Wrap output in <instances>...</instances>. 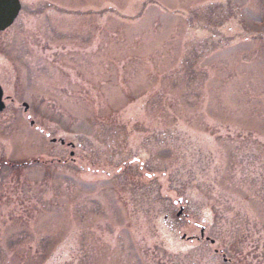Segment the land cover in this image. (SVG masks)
<instances>
[{
  "label": "rangeland",
  "instance_id": "rangeland-1",
  "mask_svg": "<svg viewBox=\"0 0 264 264\" xmlns=\"http://www.w3.org/2000/svg\"><path fill=\"white\" fill-rule=\"evenodd\" d=\"M21 2L0 264H264V0Z\"/></svg>",
  "mask_w": 264,
  "mask_h": 264
},
{
  "label": "water",
  "instance_id": "water-1",
  "mask_svg": "<svg viewBox=\"0 0 264 264\" xmlns=\"http://www.w3.org/2000/svg\"><path fill=\"white\" fill-rule=\"evenodd\" d=\"M20 9V0H0V31L5 30L10 25H12L15 18L18 16ZM25 106L27 108L26 104ZM4 107L5 103L3 101V90L0 86V112L4 109ZM53 141H56V139H53ZM61 142H64V140H61ZM174 203L180 205V209L177 213V215L180 216L181 214H183L185 209V206L182 205L183 198L175 200ZM201 233L202 235L200 237V240L204 238V229H202ZM211 241L214 242V240Z\"/></svg>",
  "mask_w": 264,
  "mask_h": 264
},
{
  "label": "flooded vegetation",
  "instance_id": "flooded-vegetation-1",
  "mask_svg": "<svg viewBox=\"0 0 264 264\" xmlns=\"http://www.w3.org/2000/svg\"><path fill=\"white\" fill-rule=\"evenodd\" d=\"M23 6V5H22ZM21 10H22V8H21ZM0 70L2 71V70H4V69H1L0 68ZM0 86L2 87V90H3V94H4V99H5V109L4 110H6L7 109V107H8V103H7V101H6V94H5V92H6V88H5V84H4V82L3 81H1V78H0ZM12 101H14V99L12 100ZM21 106L23 107V109H25V105H24V102L21 104ZM29 108H30V106L28 107V109L27 110H25V111H28L29 110ZM4 110H3V112H4ZM2 113V112H1ZM0 113V114H1ZM27 120L29 121V123H30V125L33 127L34 125H35V123L33 124L32 123V121H33V119H32V116L30 115V114H28L27 115ZM36 130L38 129V128H35ZM63 145H64V143H62ZM71 147H74L75 145H73L72 143H70L69 144ZM74 160V159H73ZM138 160V159H137ZM4 164H6V163H3V165ZM23 163H14V164H11V166H9V167H7V169L6 168H4L3 167V165L0 163V177H1V175H2V173L5 171V170H8V169H11L12 170V167H18V166H21ZM3 171V172H2ZM197 225V227H199L200 228V231L202 230V228H203V226H200L199 224H196ZM206 228V227H205ZM184 240H186L185 238H183ZM206 239V238H205ZM196 242H203V240H200L199 239V237H196V240H195Z\"/></svg>",
  "mask_w": 264,
  "mask_h": 264
}]
</instances>
